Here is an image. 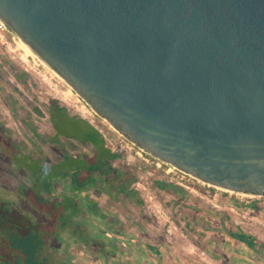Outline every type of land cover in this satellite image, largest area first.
I'll return each instance as SVG.
<instances>
[{"label": "water", "instance_id": "95a60500", "mask_svg": "<svg viewBox=\"0 0 264 264\" xmlns=\"http://www.w3.org/2000/svg\"><path fill=\"white\" fill-rule=\"evenodd\" d=\"M0 22L138 147L264 196V0H0Z\"/></svg>", "mask_w": 264, "mask_h": 264}, {"label": "flooded vegetation", "instance_id": "af4514ba", "mask_svg": "<svg viewBox=\"0 0 264 264\" xmlns=\"http://www.w3.org/2000/svg\"><path fill=\"white\" fill-rule=\"evenodd\" d=\"M48 108L50 129L44 130L38 127L36 119L29 117L30 114H23L21 107L16 105L13 108L20 120V133L31 138L29 144L17 142L0 127V145L15 166V170L9 168L12 175L32 189L39 188L50 205L60 210L52 211V216L61 214L60 224L43 220V264H100L104 258L113 264H127V260L134 256L144 262L151 250L157 254L159 249L149 239L147 200L135 172L125 161L121 163V153L104 143L101 149L106 150L105 162L97 165L96 144L79 138L91 146L92 152L77 151L75 146L65 145L61 140L62 136H76L67 132L64 121L81 123L87 132L91 126L86 120L65 112L59 101L50 100ZM34 136L45 144L51 157ZM29 148L34 150L29 151ZM2 166L7 167L0 165V168ZM158 171L165 175V168ZM50 181L52 186L48 188L46 183ZM152 181L153 186L167 193L166 201L171 205L172 215H180L193 230V236H201L202 229L221 231L232 227L231 214L213 210L210 204L197 200L171 178L166 180L162 176ZM234 193L226 196L240 202L242 207L264 212L263 200L249 193ZM31 205L37 212L46 213ZM218 219L219 224H216ZM211 221L213 224L209 226ZM12 247L14 252L9 259L16 263L24 255L13 243ZM5 261L6 253L0 249V264Z\"/></svg>", "mask_w": 264, "mask_h": 264}, {"label": "rangeland", "instance_id": "374dc122", "mask_svg": "<svg viewBox=\"0 0 264 264\" xmlns=\"http://www.w3.org/2000/svg\"><path fill=\"white\" fill-rule=\"evenodd\" d=\"M35 58L40 64L39 69L47 71L51 80L57 84V88H52L50 83L39 75L38 70L33 69L25 62L26 57ZM65 97V98H64ZM57 100L65 107V112L71 114V116H78L93 128L97 129L104 138V143L119 151L122 155L121 163L125 161L129 168L135 172L136 179L139 182V186L144 192L147 200V216L149 219V239L155 248H162L163 252H169L172 256L183 257L197 256L198 259L205 262L203 256L208 258L209 254H202L201 251L195 246L197 243L206 242V235L210 232L203 230L201 236H193V230H190L185 221L180 215L173 216L171 205L166 199L167 193L159 190L153 186V179L158 177H164L169 180L165 173L158 171V169L151 165H146L139 161L135 162L133 159L128 158L127 149L121 147V142L125 143V137L119 133L106 119L99 116L87 103L78 95L63 79H61L54 71L47 67L34 53L30 52L23 42L12 33L2 22H0V125L6 133L8 132L12 138L17 142H26L29 144L31 139L26 135L21 134L19 130L20 120L17 119L15 110L16 105L21 107L22 113L30 114V118L36 119L38 127L42 130L50 129V110L49 101ZM67 126V132L73 134H80L81 136L86 133V128L81 123H74L70 121H64ZM6 128V129H5ZM52 134L54 132L52 131ZM35 137V136H34ZM36 138V137H35ZM62 142L67 145L68 143L76 147L77 151L92 152L91 146L88 143L83 142L76 136L61 137ZM125 140V141H124ZM36 141L43 146L46 154L49 153L45 144L40 139L36 138ZM30 150H34L29 148ZM123 160V161H122ZM131 162L129 164V162ZM0 165H6L7 167L0 168V197L1 203L8 205L7 200H11L8 206L13 210H25L38 219L43 220V215L35 208L31 203L22 199L19 195L15 194L12 187H8L11 184L6 180L5 175L13 176L10 166L15 170V166L12 164L10 158L5 152L3 146L0 145ZM21 174V172H19ZM24 176V175H22ZM17 180V179H16ZM193 187L200 192H204L206 185H203L201 181L193 179ZM185 188V187H184ZM188 194H191L204 203L210 204L195 191L185 188ZM222 192V191H221ZM235 193H228L223 191V195L230 196ZM229 199L232 197H228ZM14 201V202H13ZM187 204V203H184ZM188 206H191L188 203ZM187 206V207H188ZM225 207V206H224ZM218 209L210 204V208L215 211H227V208ZM187 211V208L184 207ZM16 215V214H15ZM18 217V216H17ZM58 215L54 214L49 222L56 225V218ZM18 223V221H17ZM219 224V219L215 221ZM21 226V225H20ZM3 228V227H2ZM22 232L23 229L21 228ZM14 230L9 226L3 228V232L0 234V249L6 253V256L13 255L14 248L12 247V237ZM194 238L196 241L192 240ZM195 243V244H194ZM160 250V249H159ZM174 257V258H175Z\"/></svg>", "mask_w": 264, "mask_h": 264}, {"label": "trees", "instance_id": "16d2710c", "mask_svg": "<svg viewBox=\"0 0 264 264\" xmlns=\"http://www.w3.org/2000/svg\"><path fill=\"white\" fill-rule=\"evenodd\" d=\"M54 101L57 102L55 99ZM76 138H81L96 144L98 146L97 165L103 164L105 162L104 155L106 150L101 149L104 144V140L102 142L103 136L97 129L91 127V130L87 131L82 136L80 134H76ZM5 178L11 183L8 184V187H12L15 194L19 195L22 197V199L28 201L29 203L34 204L38 210L46 212L41 213L44 216L43 220H50L52 217L54 218V215L52 216V211H58L59 209L50 205L49 200L44 196V193H42L39 188L37 190L32 189L29 186L21 183L19 180H16V178L13 176L5 175ZM46 184L48 188L52 186L51 181ZM182 188L185 189L184 187ZM6 203L9 205L12 202L11 200H7ZM8 205L1 203L0 197V227L9 226L10 229L14 230L12 237L13 246L18 248L24 256L21 260L18 259L16 263L11 261V259H9L7 256V261H5L3 264H43V254H41L43 250L42 229L45 227V223L42 219L37 220L35 215L25 210H13ZM219 213L220 212H218V214ZM60 218L61 214L56 218V223L60 224ZM21 228L23 229V232ZM234 234L237 235L242 241L251 243L252 246H254V244L258 241V239L251 233L246 231L244 232L243 229L240 228L235 229Z\"/></svg>", "mask_w": 264, "mask_h": 264}, {"label": "crops", "instance_id": "0c3cea01", "mask_svg": "<svg viewBox=\"0 0 264 264\" xmlns=\"http://www.w3.org/2000/svg\"><path fill=\"white\" fill-rule=\"evenodd\" d=\"M241 209L250 213L256 221L253 224L241 223L237 221L236 214L232 210L227 209V212L233 218L231 220L232 227L221 231L219 229H202V231L210 232L205 237L206 242H196L194 244L202 254L210 255L208 258L203 256L205 262L192 255L189 258L182 255L175 257L171 255L170 251L164 253L162 248H158L160 249L158 253L155 254L154 250H151L150 256L144 262L136 260L137 257L134 256L127 260V264H264V212L248 207H242ZM214 226L216 227L217 225L214 224ZM237 228L251 233L258 239L254 246L249 242L242 241L234 234V230ZM192 240L196 241L194 238ZM100 264L113 263L111 261L108 262V258H104Z\"/></svg>", "mask_w": 264, "mask_h": 264}, {"label": "built area", "instance_id": "2783aa9c", "mask_svg": "<svg viewBox=\"0 0 264 264\" xmlns=\"http://www.w3.org/2000/svg\"><path fill=\"white\" fill-rule=\"evenodd\" d=\"M25 62L30 65L33 69L38 70L39 75H41L45 80H47L51 87L53 88H57V84H55L52 80L51 77L48 76L47 71H44L43 69H39L40 64L35 60V58L32 56V58L30 57H26L25 58ZM65 98V97H64ZM125 143L121 142V147H123L124 149H127V153L128 154V158L133 159V161L137 162H141L144 163L146 165H151L156 167L157 169H161V168H165V173L166 175L170 176V178L172 180H174L175 182H177L179 185L191 189L193 191H195V193H197L198 195H200L203 199H205V201H207L208 203H210L212 206L221 209L223 208H227L232 210L235 214H236V218L237 221L241 222V223H251L253 224L256 219L250 215V213L242 210V205L240 204V202L238 201H232V199H229L227 196L225 198V195H223V191H226L228 193H234L235 191H231L228 189H224L218 186H214L211 185L209 183L203 182V185H206L207 188H205L204 192H200L199 190L192 188L193 187V179H196L195 177H193L192 175L174 167L171 165L166 164L164 161L154 157L153 155L149 154L148 152H146L145 150H143L142 148L138 147L137 145H135L133 142H131L130 140L124 138ZM198 180V179H196ZM200 181V180H198ZM192 186V187H191ZM222 191V192H221ZM241 193V192H238ZM258 199L263 200L264 201V196H258L255 195Z\"/></svg>", "mask_w": 264, "mask_h": 264}, {"label": "bare ground", "instance_id": "6f19581e", "mask_svg": "<svg viewBox=\"0 0 264 264\" xmlns=\"http://www.w3.org/2000/svg\"><path fill=\"white\" fill-rule=\"evenodd\" d=\"M23 44H24V43H23ZM24 46L27 47L28 50H29L30 52H32V50H31L26 44H24ZM32 53H33V52H32Z\"/></svg>", "mask_w": 264, "mask_h": 264}]
</instances>
